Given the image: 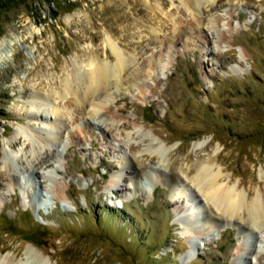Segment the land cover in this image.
Returning a JSON list of instances; mask_svg holds the SVG:
<instances>
[{"label": "rangeland", "instance_id": "rangeland-1", "mask_svg": "<svg viewBox=\"0 0 264 264\" xmlns=\"http://www.w3.org/2000/svg\"><path fill=\"white\" fill-rule=\"evenodd\" d=\"M185 4L0 0V53L10 50L0 60V159L18 129L40 132L45 115L54 119L30 103L31 92L63 93L73 66L113 63L108 39L133 60L95 120L64 116L61 140L39 142V152L21 136L9 146L26 157L10 177L0 167V255L8 264H34L37 250L48 264H232L241 235L233 221L190 237L177 221L186 196L175 198L157 177L141 175L134 188L128 170L117 175L129 133L147 170L167 174L168 164L185 181V171L208 163L249 196L264 191V0ZM150 58L167 69L144 68ZM150 138L166 154H151ZM190 241L197 251L184 259ZM259 250L252 264H264V244Z\"/></svg>", "mask_w": 264, "mask_h": 264}, {"label": "bare ground", "instance_id": "bare-ground-1", "mask_svg": "<svg viewBox=\"0 0 264 264\" xmlns=\"http://www.w3.org/2000/svg\"><path fill=\"white\" fill-rule=\"evenodd\" d=\"M216 0H186L184 8L187 9L194 5H212ZM198 21V19L196 20ZM195 22L197 25L198 22ZM13 40H9L8 43L12 45ZM5 40H0V46L5 45ZM110 51L112 52L113 63L100 62L96 59H90L87 64L75 65L68 73L63 77L61 81V87L63 93H58L56 91L52 93H47L44 95H37L36 92H31L30 103L34 106L35 104L41 105V107L49 114L54 116L53 121H48L45 115L43 121L45 122V127L40 132L32 130L30 126H26L22 129H18L13 140L7 141L8 148L3 151L2 158L0 159L1 168L7 173L6 176H12L19 173V166L17 158H20L21 150L13 151L9 149L10 145H15L17 139L16 136H21L24 140L22 146L26 144L30 146L29 152L33 151V147L41 144L42 147L45 144L54 142L57 143L61 140L62 129L64 126V121L62 118L64 116L70 117L72 120H76V115H85L95 120L97 115L102 113L104 108L101 98L108 100L110 98V92H108L109 86L117 85L122 80L119 77L120 73L127 70L131 66L132 57L124 54L118 45L111 42V40L106 41ZM8 48V47H7ZM10 50H6L5 53H0V60L9 54ZM75 64V63H74ZM73 65V64H72ZM153 66L158 70H166L168 64L165 62L161 65L148 59L143 63L144 68H153ZM146 69H139L137 74L145 72ZM136 73V72H135ZM123 75V74H122ZM55 97L59 102H52L51 98ZM97 100L98 102L96 103ZM63 105V106H60ZM29 117H36V114H29ZM74 118V119H73ZM50 119V118H49ZM80 119V118H79ZM74 120V121H75ZM101 126V125H100ZM106 127L105 125H103ZM66 128V127H65ZM147 135V134H146ZM125 139L123 143L131 144L129 146V155H125L122 160V170L118 173V178H121L124 171L128 175V179L133 182V187H139L138 177L141 175L147 176L150 180L157 179L162 180L167 187H169L171 194L175 198H179L182 195L186 196L185 208L178 213L177 221L181 224L183 232L193 238L197 235L210 234L215 231L221 223L222 220L233 221L236 226H239V231L241 232L240 240L238 241V250L235 252L232 258V264H252L250 260L251 256L256 258L260 253V246L264 244V191H256L254 195L249 196L248 192H244L238 188V184L231 183L230 178H224L220 170L214 171L212 165L208 163L199 164L192 171H185L184 177L185 181L181 179L174 170L168 167V164L163 165L165 171L160 170H147L143 168L137 162V157L135 152L141 144H136L131 142L129 133L124 135ZM147 147L151 154L156 153L157 155L163 156L166 154V150L162 148L158 143L154 142L153 138L148 139ZM50 145V144H49ZM56 144H54L55 146ZM53 146V147H54ZM196 144L194 147H198ZM57 147V146H56ZM40 149V148H39ZM38 149V152H39ZM24 151V149H23ZM143 151V150H142ZM52 157L57 155L54 149L51 152ZM26 157V155H23ZM37 161V160H36ZM34 162V161H33ZM162 164H165L161 160ZM29 168L33 165L27 161ZM27 170V169H26ZM22 171V169H21ZM192 174V175H190ZM117 177V176H116ZM225 180V182H223ZM111 182L115 183L114 178ZM199 197V199H196ZM250 197V198H249ZM201 198V200H200ZM244 216L246 218H244ZM257 232L256 239L254 242H249L250 236ZM256 235V234H255ZM194 240V239H193ZM191 242V241H190ZM28 247L25 254H29ZM197 246L195 243H189V250L184 255V259L190 258L194 255ZM34 264H48L51 260L46 257L40 250L32 252ZM234 261V263H233ZM0 264H8L7 259L5 260L0 255Z\"/></svg>", "mask_w": 264, "mask_h": 264}]
</instances>
